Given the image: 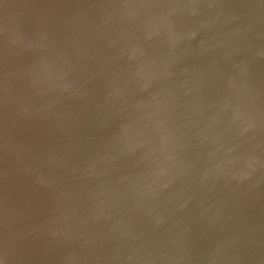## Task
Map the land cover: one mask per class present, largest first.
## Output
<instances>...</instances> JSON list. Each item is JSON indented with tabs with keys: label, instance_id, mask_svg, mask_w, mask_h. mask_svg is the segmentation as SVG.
Wrapping results in <instances>:
<instances>
[{
	"label": "water",
	"instance_id": "obj_1",
	"mask_svg": "<svg viewBox=\"0 0 264 264\" xmlns=\"http://www.w3.org/2000/svg\"><path fill=\"white\" fill-rule=\"evenodd\" d=\"M0 264H264V0H0Z\"/></svg>",
	"mask_w": 264,
	"mask_h": 264
}]
</instances>
